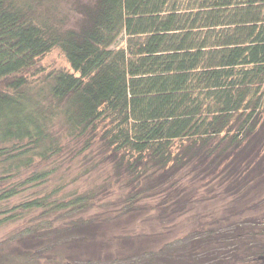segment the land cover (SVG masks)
Listing matches in <instances>:
<instances>
[{
	"label": "trees",
	"instance_id": "trees-1",
	"mask_svg": "<svg viewBox=\"0 0 264 264\" xmlns=\"http://www.w3.org/2000/svg\"><path fill=\"white\" fill-rule=\"evenodd\" d=\"M78 10L81 22L60 30L29 1L0 0V181L28 171L25 181L44 182L57 168L40 166L82 141L72 152H82L87 174L110 159L120 203H106L110 216L25 228L15 256L0 250V264H32V249L59 242L98 241L104 223L146 199L162 222L196 210V231L159 247L170 251L162 264L264 260L263 230L244 225L264 217V0H90ZM55 48L70 68L44 74L41 59ZM58 116L63 135L52 130ZM109 190L18 207L80 216ZM16 193L1 190L0 203Z\"/></svg>",
	"mask_w": 264,
	"mask_h": 264
},
{
	"label": "rangeland",
	"instance_id": "rangeland-1",
	"mask_svg": "<svg viewBox=\"0 0 264 264\" xmlns=\"http://www.w3.org/2000/svg\"><path fill=\"white\" fill-rule=\"evenodd\" d=\"M27 1L31 3L36 18L46 17L56 28L61 30L76 27L81 22L83 15L80 10H78V6L90 0ZM123 43V38H120L118 44L122 45ZM41 65L44 67V74L53 69L70 68L65 56L58 48L46 54L41 59ZM43 76V74H40L34 77L31 84L37 85L41 80H44ZM60 120L61 117L59 116L54 119L52 130L57 134L63 135L64 130ZM67 141L69 140L64 139L66 145L72 143H67ZM82 144V141L71 144V150H68L69 146H67L61 156L56 157L54 161L43 163L40 166L41 168H57L44 182L35 181L31 183L25 181V178L28 177V171L22 172L19 175H11L0 181V193L1 190L10 189L12 186L16 187L17 190V193L12 196V198L0 203V220L4 219L0 223V250L3 254L9 253L15 256V249L19 247L16 236L33 224L42 223L40 226H43V222L52 221L54 228L58 229L62 224L64 225L67 222L69 223V221H75L80 218H90L92 215L94 216L95 213V216L97 217L100 215V218L111 215L105 214L103 211L108 208L112 210L114 208V204L112 205V203H118L120 199L118 196L120 191L116 186L117 175L113 169V165L110 164L109 158L100 161L102 154H98V151L93 149L91 152V154L93 153V158L100 162L97 168L91 170L89 174H87L83 166L84 158L82 152L79 153L77 150L76 152L79 154L72 152L74 145L76 146L75 149H79ZM10 145L11 144H8V147H10ZM102 185L110 187L107 196H104L101 192L98 197L102 198V201L99 200L96 202L94 206L91 207V210H88V213H80V216L79 214L78 216H76L77 214L67 215L68 211H55V213H49L47 215L39 209L23 212L18 207L24 200L33 199L35 197H45L46 195H48L47 200L55 204L54 201L68 200L69 197L85 194L91 189H96L98 192L99 187ZM106 203H111L108 205V208ZM153 203L154 199L143 200L138 204L142 209L126 213L123 216L115 218L113 222L104 223L102 226V233L97 237L100 244L96 239L93 238L91 240L89 237L88 240L86 238L73 239L70 242L69 248L67 244L63 245L59 242L56 247L42 254H38V250H31V247L25 248L22 246V248H24L22 251L26 252L30 249L36 254L35 257H39L37 261L32 264H84L83 261L87 260L86 258L90 256L94 264H142L140 261L148 264H162L161 256L168 254L170 251L168 246H164L162 249H159V247L175 242L181 237L192 235L198 227H194L196 226L194 224L196 219L193 213H195L196 210L192 211L190 215L183 214L174 222H162L154 212ZM213 207L215 206H211L209 209L212 210ZM217 207L218 206H216V208ZM194 209H198V207ZM100 218H97L98 221L101 220ZM244 225L248 228L252 227V229L256 231L263 230L264 232V217L261 215L247 216ZM261 237L262 240H264V234ZM122 238H128L129 240L127 241H130V243H122ZM98 245L100 247H98ZM255 247L256 249L260 248L257 245ZM76 252H79L82 256L74 255ZM141 253L142 255H140ZM141 256L143 260H141ZM16 262L17 261L13 264H17ZM6 264H9L8 261ZM256 264H264V260L260 259Z\"/></svg>",
	"mask_w": 264,
	"mask_h": 264
}]
</instances>
